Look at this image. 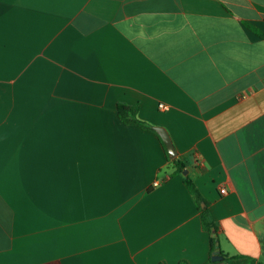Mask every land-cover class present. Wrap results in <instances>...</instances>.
Wrapping results in <instances>:
<instances>
[{"label": "crops", "instance_id": "1", "mask_svg": "<svg viewBox=\"0 0 264 264\" xmlns=\"http://www.w3.org/2000/svg\"><path fill=\"white\" fill-rule=\"evenodd\" d=\"M252 28L264 0H0V264H206L186 176L218 249L264 263Z\"/></svg>", "mask_w": 264, "mask_h": 264}, {"label": "trees", "instance_id": "2", "mask_svg": "<svg viewBox=\"0 0 264 264\" xmlns=\"http://www.w3.org/2000/svg\"><path fill=\"white\" fill-rule=\"evenodd\" d=\"M258 36L264 38V34L257 30L252 28ZM117 111L120 120L122 121L123 124L125 125H135L139 127H143L144 122L139 120L137 118L138 114V108L136 106H128L122 103H119L117 106ZM163 143V142H162ZM164 145V144H163ZM174 168H175V174H182L183 171L185 170V164L179 159L176 158L173 160ZM185 184L194 197L198 208L200 209L201 212V220H202V226L210 234V244H211V252H210V259L206 264H264L260 261H258L256 258L247 256V255H236V256H228L224 254L221 250L218 249L219 247V241L217 237L215 236V233L212 231L214 224L211 220L210 213L206 208H202V203H205L207 206V203L205 199L203 198L202 194L200 193L195 181L190 178L189 176H186L185 178ZM215 255H221L223 259L221 261L213 262L212 257ZM180 264H187V262L183 261Z\"/></svg>", "mask_w": 264, "mask_h": 264}, {"label": "water", "instance_id": "3", "mask_svg": "<svg viewBox=\"0 0 264 264\" xmlns=\"http://www.w3.org/2000/svg\"><path fill=\"white\" fill-rule=\"evenodd\" d=\"M156 131L158 132L159 137L165 145L169 158L173 160L176 159L178 157V153L168 132L165 129H156ZM186 172L187 171H185V174ZM222 259L223 257L221 255H215L212 257V261L214 262L221 261Z\"/></svg>", "mask_w": 264, "mask_h": 264}, {"label": "built area", "instance_id": "4", "mask_svg": "<svg viewBox=\"0 0 264 264\" xmlns=\"http://www.w3.org/2000/svg\"><path fill=\"white\" fill-rule=\"evenodd\" d=\"M160 108L163 109V110H167L168 107L164 104H160ZM155 185H157V183H155Z\"/></svg>", "mask_w": 264, "mask_h": 264}]
</instances>
